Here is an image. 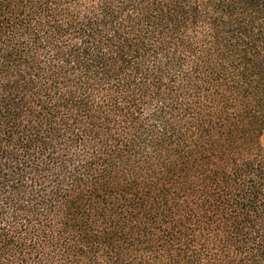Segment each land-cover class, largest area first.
Returning <instances> with one entry per match:
<instances>
[{"label":"trees","instance_id":"obj_1","mask_svg":"<svg viewBox=\"0 0 264 264\" xmlns=\"http://www.w3.org/2000/svg\"><path fill=\"white\" fill-rule=\"evenodd\" d=\"M0 264H264V0H0Z\"/></svg>","mask_w":264,"mask_h":264}]
</instances>
